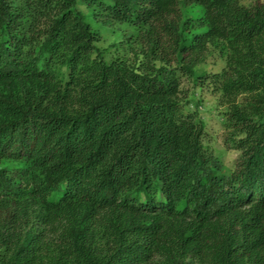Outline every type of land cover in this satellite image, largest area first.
I'll use <instances>...</instances> for the list:
<instances>
[{"label": "trees", "instance_id": "16d2710c", "mask_svg": "<svg viewBox=\"0 0 264 264\" xmlns=\"http://www.w3.org/2000/svg\"><path fill=\"white\" fill-rule=\"evenodd\" d=\"M0 264H264V0H0Z\"/></svg>", "mask_w": 264, "mask_h": 264}, {"label": "rangeland", "instance_id": "374dc122", "mask_svg": "<svg viewBox=\"0 0 264 264\" xmlns=\"http://www.w3.org/2000/svg\"><path fill=\"white\" fill-rule=\"evenodd\" d=\"M243 6H249L255 0H238ZM101 39L98 46L104 52L105 59L111 60L116 57H124L127 59L129 54L120 42L118 33H112L110 28L101 29ZM225 62L218 57H210L207 59L205 69L208 71H219ZM182 90L186 100H192L194 103L198 102V115L205 124V135L203 143L209 146L214 155H216L225 165L230 168L235 160L236 152L228 149L223 141V134L225 132L223 113L225 108L220 101V94L212 93L210 88L205 86H193L189 79L183 77ZM193 93V95H192ZM192 107H184V111H193Z\"/></svg>", "mask_w": 264, "mask_h": 264}]
</instances>
